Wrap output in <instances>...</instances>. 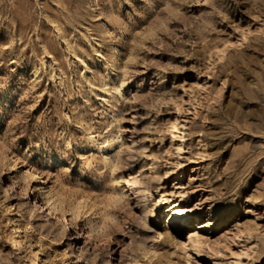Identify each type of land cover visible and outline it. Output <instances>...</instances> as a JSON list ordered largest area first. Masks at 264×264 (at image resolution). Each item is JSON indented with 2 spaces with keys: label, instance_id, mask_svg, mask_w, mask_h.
<instances>
[{
  "label": "rangeland",
  "instance_id": "374dc122",
  "mask_svg": "<svg viewBox=\"0 0 264 264\" xmlns=\"http://www.w3.org/2000/svg\"><path fill=\"white\" fill-rule=\"evenodd\" d=\"M22 251L264 264V0H0V264Z\"/></svg>",
  "mask_w": 264,
  "mask_h": 264
},
{
  "label": "bare ground",
  "instance_id": "6f19581e",
  "mask_svg": "<svg viewBox=\"0 0 264 264\" xmlns=\"http://www.w3.org/2000/svg\"><path fill=\"white\" fill-rule=\"evenodd\" d=\"M126 28H124V34H126ZM116 39H112L110 42L107 43V46H109V49L111 50L110 54H116L118 51L116 50L115 45L111 46V44H115ZM174 166V164H173ZM15 169V165H11L10 166V171ZM34 182L37 181L38 177L37 174L33 173L32 175ZM38 185H33V192H35L37 189ZM24 186L22 185L20 187V189L23 191L24 190ZM165 199V197H163ZM161 196H157L154 199V204L153 207L154 209L158 208L162 202H164ZM40 200V203L44 205V208L48 209V212H46L47 214L50 212L51 214H55L58 217L63 219V215L60 212V210L57 208V206H55V202L54 200H52V196L51 195H46L44 197H41L40 199H37V201ZM167 213H168V218L171 220L173 219H177V220H182V219H187L189 216L190 211L180 205L179 202L175 201L173 204L167 206ZM97 218L96 214L93 215L92 219H89V226L92 224V222ZM9 227L11 229V234H10V241H11V248L14 247H18L20 248L21 245V239L23 237V235L20 233V224L16 221V219H10L9 220ZM91 229V228H90ZM89 229V230H90ZM22 253H24V251H22ZM33 259H32V255L24 253L23 255V264H33Z\"/></svg>",
  "mask_w": 264,
  "mask_h": 264
}]
</instances>
